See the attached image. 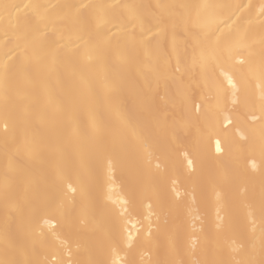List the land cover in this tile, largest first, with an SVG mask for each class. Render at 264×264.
<instances>
[{
  "label": "bare ground",
  "instance_id": "6f19581e",
  "mask_svg": "<svg viewBox=\"0 0 264 264\" xmlns=\"http://www.w3.org/2000/svg\"><path fill=\"white\" fill-rule=\"evenodd\" d=\"M262 57L264 0H0V260L259 259Z\"/></svg>",
  "mask_w": 264,
  "mask_h": 264
},
{
  "label": "snow or ice",
  "instance_id": "6c2138e0",
  "mask_svg": "<svg viewBox=\"0 0 264 264\" xmlns=\"http://www.w3.org/2000/svg\"><path fill=\"white\" fill-rule=\"evenodd\" d=\"M8 7L9 6L5 5V8H8ZM12 7L18 8L19 6H12ZM25 7L27 8L30 6L25 5ZM179 7H185V6L180 5ZM205 56H206V54L204 52H201V58H204ZM240 63L244 64L245 62L243 60H241ZM257 70L259 71L261 76H264V57H262L258 69L254 68L251 64L249 65L248 71L250 73L257 71ZM3 71L5 74V78H6V74H7V67L6 66L3 69ZM242 79H244L243 74H242ZM233 87H235V85H233ZM262 100H264V97H262ZM261 110L264 111V103H262V105H261ZM229 122H231V121H229ZM261 144H262V147H264V132H262V135H261ZM219 150H220L219 142H217V151H219ZM0 264H15V262L11 261V260H0ZM29 264H40V262L34 261V262H29ZM89 264H97V262L90 261ZM195 264H218V262L217 261H204V262L196 261ZM236 264H264V243L261 244L259 259H256L255 254L253 253V254H250L249 257L246 259H241L239 261H236Z\"/></svg>",
  "mask_w": 264,
  "mask_h": 264
}]
</instances>
